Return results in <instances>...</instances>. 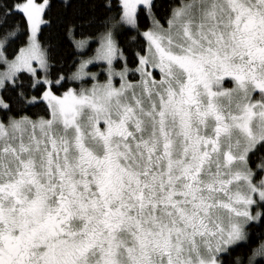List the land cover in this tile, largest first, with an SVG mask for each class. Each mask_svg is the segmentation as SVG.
Listing matches in <instances>:
<instances>
[{
	"label": "snow or ice",
	"instance_id": "obj_1",
	"mask_svg": "<svg viewBox=\"0 0 264 264\" xmlns=\"http://www.w3.org/2000/svg\"><path fill=\"white\" fill-rule=\"evenodd\" d=\"M48 6L0 4V25L23 22L0 33V90L47 110L12 115L0 96V264H225L264 221V157L250 167L264 150V0H180L167 27L153 0H109L93 54L55 81L38 36ZM141 11L150 26L129 68L114 29H139ZM255 235L230 264H264Z\"/></svg>",
	"mask_w": 264,
	"mask_h": 264
},
{
	"label": "trees",
	"instance_id": "obj_2",
	"mask_svg": "<svg viewBox=\"0 0 264 264\" xmlns=\"http://www.w3.org/2000/svg\"><path fill=\"white\" fill-rule=\"evenodd\" d=\"M13 0H0V4L12 3ZM117 0H111V3L115 5ZM109 0H49V5L46 7L43 13V20L46 24H42L39 29V40L46 46L51 56V66L49 72L51 79L55 81L57 76L63 74L65 78L72 73L78 62L79 57L83 54H90L93 52L94 43H90L89 48L80 53L73 44V37L75 39H82L84 37H95L97 34L104 30L105 20L111 12H115V7L108 9L104 5H107ZM155 12L158 19L165 24V18L170 12L173 6L179 5L180 0H153ZM16 23H23L21 16L15 15L9 17L4 24L0 25V33L9 25ZM150 26V22L147 20L143 11L139 16V29L131 30L130 27H121L115 34L116 41L119 47L124 50L128 58V67L134 68V52L142 44V37H138V31H143ZM69 27L73 28V33L69 34ZM135 38V39H133ZM13 45H9L11 49ZM123 61L116 64L117 67L123 66ZM139 74L135 77L129 76L130 79H138ZM158 77V74H157ZM102 78V77H100ZM22 87L27 92V96H39L43 91L42 88H37L35 91L31 90V77L25 73L20 77ZM66 86H68L66 84ZM74 88L80 87V82H73L71 84ZM59 91H63L60 89ZM2 96L12 97V115L27 114L33 118L46 116V103L39 102L34 105H25L17 102L15 99V93L11 91H1ZM19 110V111H18ZM8 113L0 111V118L6 120ZM261 157H264V150L256 151L251 157L250 166L255 168V165L259 163ZM257 172V171H256ZM264 232V221L253 222V226L249 229L250 241L240 247H235L230 255L222 257L225 264H230V261L238 255L244 256L247 259L248 249L252 246L253 241L256 239V233ZM264 238V237H261ZM259 259V258H258Z\"/></svg>",
	"mask_w": 264,
	"mask_h": 264
},
{
	"label": "rangeland",
	"instance_id": "obj_3",
	"mask_svg": "<svg viewBox=\"0 0 264 264\" xmlns=\"http://www.w3.org/2000/svg\"><path fill=\"white\" fill-rule=\"evenodd\" d=\"M36 2H42V0H36ZM42 15H43V13H42ZM42 19H43V16H42ZM116 19H118V16L116 17ZM164 26L165 27H167V24L165 23L164 24ZM41 27V26H40ZM121 27H125V26H120V25H117L116 27H115V29H114V34H116V32L121 28ZM129 27V26H128ZM39 33V32H38ZM96 37V36H95ZM95 37H91V38H93V39H90L87 43H86V45H85V47L84 48H82V49H78V51L80 52V53H83V52H85L88 48H89V45H90V43H94V47H93V52H94V50H95V48L97 47V44H98V41L97 40H95ZM115 39H116V37H115ZM79 40V39H78ZM93 52L92 53H90V54H83V55H81L80 57H79V62H78V64L80 63V60L82 59V58H88V57H90L92 54H93ZM77 64V65H78ZM93 65H95V66H93ZM103 65H102V62H95V61H93L91 64H89V65H87L86 67H85V71L86 72H89V73H92V72H97V70L99 69V68H101ZM115 67L116 68H120V67H117L116 66V64H115ZM123 67V66H122ZM76 69V68H75ZM75 71V70H74ZM100 77H102V78H100ZM106 77L104 76V75H100L99 76V79L101 80V81H103L104 79H105ZM130 79V78H129ZM138 79H139V76H138ZM93 83V81L91 80V78H89V77H85L84 79H83V83H80V87L79 88H81V87H88V86H91V84ZM114 83L116 84V85H119V83H120V81H119V77H117L116 79H115V81H114ZM225 87H230V86H227L226 84H225ZM78 88V89H79ZM1 91L2 90H0V96H2L1 95ZM258 96V92L254 95V98H256ZM226 102V101H225ZM46 103V102H45ZM1 119V118H0ZM251 167V166H250ZM253 169H256V165H255V168H253ZM256 174H255V180H259L260 178H261V176L262 175H264V172H260L258 169H256ZM253 211H255V209H253Z\"/></svg>",
	"mask_w": 264,
	"mask_h": 264
},
{
	"label": "flooded vegetation",
	"instance_id": "obj_4",
	"mask_svg": "<svg viewBox=\"0 0 264 264\" xmlns=\"http://www.w3.org/2000/svg\"><path fill=\"white\" fill-rule=\"evenodd\" d=\"M226 79H228V78H226ZM226 85L231 87V83H227Z\"/></svg>",
	"mask_w": 264,
	"mask_h": 264
}]
</instances>
